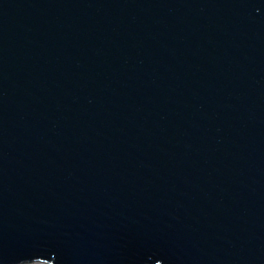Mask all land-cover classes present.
<instances>
[{"label": "water", "instance_id": "obj_1", "mask_svg": "<svg viewBox=\"0 0 264 264\" xmlns=\"http://www.w3.org/2000/svg\"><path fill=\"white\" fill-rule=\"evenodd\" d=\"M264 264V0H0V264Z\"/></svg>", "mask_w": 264, "mask_h": 264}, {"label": "rangeland", "instance_id": "obj_2", "mask_svg": "<svg viewBox=\"0 0 264 264\" xmlns=\"http://www.w3.org/2000/svg\"><path fill=\"white\" fill-rule=\"evenodd\" d=\"M23 264H44V263H38V262H29V263H23Z\"/></svg>", "mask_w": 264, "mask_h": 264}]
</instances>
